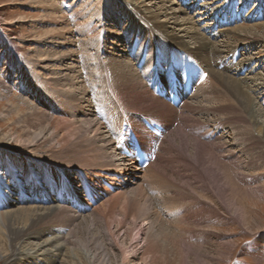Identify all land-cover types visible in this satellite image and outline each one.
I'll list each match as a JSON object with an SVG mask.
<instances>
[{"label": "rangeland", "instance_id": "rangeland-1", "mask_svg": "<svg viewBox=\"0 0 264 264\" xmlns=\"http://www.w3.org/2000/svg\"><path fill=\"white\" fill-rule=\"evenodd\" d=\"M106 1L102 0L99 5L101 22L103 25L105 24L106 29L115 30L114 33H116L118 39L120 37L121 43L118 42L120 50H122L119 55L120 59L131 64V68L138 73L140 81L147 91L154 97L161 99L154 94V89L159 83L158 80L162 78L164 82H167V79H170V71L174 69L180 81L181 77L183 78L185 75H193L184 71L186 66H191L192 72L193 69L198 68L199 73L206 77L209 84L205 87V91H211L213 97L217 99L222 89L213 83L209 77V70L195 62L193 55V58L186 55L180 48L171 44L172 42L165 40L155 31H151L145 26L144 22L137 19L135 21L139 24L138 28H132L133 25L126 20L128 24H125L124 29L118 31L125 23V18L123 19V16H120L122 10L119 11V9L124 8L130 16L133 12L130 7L123 5L121 0H110L109 4ZM148 1L153 0H145V2ZM175 1L179 7L184 9L188 17L194 18L201 27L204 25L218 26L221 30H226L237 26L255 25L264 22V0H252L251 9L262 14V17L257 18L255 23L245 21L246 18L241 15L239 9L241 0ZM45 6L50 9L55 8L56 11L52 14L50 10H45ZM111 6L114 7L113 10L104 12ZM69 9L71 8H67L64 0H0V142L7 143L6 146H3L4 150L2 151L20 156L32 154V152L35 155L47 154L50 150L56 151L57 148L45 146L42 143L37 144L35 148L29 149L26 146L25 148L24 140L19 138L17 140L16 136L24 132H37L47 122L50 123L52 131L57 130L59 137H65L66 132L71 129V126L73 127V125L68 126L66 119L76 115V105L66 100L67 104L62 106L60 102L54 100L55 96L52 91L43 84L45 75L39 67L43 65V63H40L43 58H46L48 59L47 65L50 67L49 71L60 73V75L65 76L69 72L68 68L72 65L78 67V76L83 86H85V90L89 92L87 99L92 111L90 115L99 121L104 130L111 132L117 154L120 153L116 145L121 143V125L127 123L130 126L128 132L135 134L145 147L151 145L150 153H154L147 166L153 163L158 154L161 161L163 160L161 162L163 167L153 174L154 178L151 181L143 180L138 176L142 175L147 166L144 168L139 167L138 164H135V161H132V157H129L130 159L126 157L131 168L126 177L128 182L123 184L125 188L119 190L110 186L107 188L97 186L98 174L101 173L99 168L87 167L86 172L80 170V168L74 169L75 167L70 166L75 170L73 174L77 176L76 186L59 180L57 173L54 174L56 175L55 183L48 185V187L44 186L43 191L53 192L52 195L63 192L61 198L65 206L70 210L77 208L80 215L74 221L52 217L53 220H51L52 218L45 219L39 225L42 228L51 227L54 231H61L63 234L65 240L64 250L62 249L60 256L52 264H122L121 261L123 259L127 260L131 251L135 249L138 250V254L131 262L132 264H264L263 258L260 263H257L254 257L249 256L260 251L264 257V199H260L258 194L251 190L253 187H260L259 191L264 195V155L263 157L256 156L258 168L254 175L260 182L253 184V187L244 188L242 186L244 183L237 181L240 176L237 179L232 174L231 180L233 183L230 184L236 192L232 197H224L220 193V185L217 186L208 175L202 174V178L199 177L196 181L191 180L190 176L195 174L189 171L186 172L181 163H167L165 160L183 159L186 154L183 153L177 142L171 143L170 150L172 152L170 155L164 153L159 144H154L151 133L144 128L143 119L157 124L154 120L160 119L162 121L168 113L166 115L136 113L129 108L126 101L122 102L121 98L117 97L114 93L117 89L112 86L115 85L114 78L108 71L109 63H107L106 68L104 67L106 59L111 57V50H116L112 40L104 39L103 34L99 33L94 40L96 47L93 46V50L89 51L94 57L92 60L94 59L95 63H88L86 60L87 53L80 44L81 35L77 33V27L81 23L80 17H76L75 13ZM107 13L110 14L107 15L109 19L106 18ZM223 13L226 14L223 15ZM62 16L64 17L62 18ZM218 19L224 21L223 25H216ZM66 28H69L68 33L71 34L69 42L64 39L69 36L68 33H65ZM255 34L258 38H255L252 45H238L235 49L237 64L240 60H245L247 64H250L252 71L251 74H248V70L244 71L241 77L246 75L254 77L255 74L264 76V31L262 29L257 30ZM213 40L220 42L224 38L216 36ZM68 54L71 55V58L65 60ZM177 56L178 58H176ZM55 57L59 59L57 58V60ZM184 57H187L188 60H182ZM101 61L103 63L101 67L98 68L96 65L98 68L96 70L99 73L97 71L98 74H93L91 66L96 63L100 64ZM239 67L234 68L235 72L239 70ZM153 71L161 76L156 78L157 82H152ZM100 73L101 75H99ZM98 76L99 78H97ZM93 78L96 80L94 83L97 82L96 84L99 85V92L95 90L96 84L95 87L92 86ZM197 79L198 77L195 80L193 89L198 90L200 84ZM112 89L114 91H111ZM216 90L219 92H216ZM110 97L111 100L109 101ZM257 97L258 104H261L260 107L264 109V86L257 91ZM42 100L53 103L51 105L49 103L44 104ZM192 100L190 97L187 101ZM195 101H200V98L198 97ZM33 105L39 109L36 115L29 114L32 113ZM54 105H58V107H54ZM44 112L46 115L56 118L45 119L41 115ZM178 113L179 111H177L174 121L176 125L179 122L180 115H192L191 112L186 111L184 106L181 107L180 113ZM107 114H109V117ZM111 114H113V118L110 117ZM230 116L235 117L234 115H227L226 117ZM222 120H226V118ZM112 121L118 125V128L112 127ZM173 126L175 127V125ZM236 126L243 129L240 125ZM205 127L202 126L198 129L206 131ZM188 128L186 129L187 132L189 131ZM169 131L161 136V140ZM210 132H218L216 138H213V141H215L223 134L224 128L213 125ZM118 137L119 141H117ZM66 146L68 145H65V148H68ZM263 147L264 144L257 147L258 151L264 152ZM24 149H29L28 153H24ZM67 150L65 149V151ZM68 157L69 160L80 165V161L83 160L81 157H76L75 153L68 155ZM57 161H60V159L52 162L53 165L56 164V167L59 163ZM135 168L136 170H134ZM174 170L181 172L180 175L176 174ZM182 175L188 176V178H183ZM138 186L142 188L143 194L148 198V202L145 203L146 208L143 210L141 207L143 199L141 198L144 195L138 192L139 195L136 194L135 196V193H137L135 188ZM27 194L30 193L27 192ZM137 195L140 196L141 201ZM131 204L133 205L131 206ZM231 204L234 206L230 207ZM136 209H138L139 215ZM144 211L150 225L148 227L145 225L136 245L133 238L137 233V227L133 225L132 218L133 216L134 218L139 216L138 220L142 219ZM237 217L243 219L242 224L234 222ZM28 218L31 217L20 214L15 216L14 219L8 220L4 225H0V256L2 257L0 258V264L3 263V257L10 249L9 237L11 233L26 224ZM151 223H154L153 226L155 227ZM3 232L7 235H4ZM109 233L114 236L115 244L110 239ZM31 242L36 243V241ZM130 245L131 247L128 248ZM124 250H127L126 255L120 254ZM223 254H227V256L222 259ZM219 258L221 259L219 260ZM19 263L36 264L30 258Z\"/></svg>", "mask_w": 264, "mask_h": 264}, {"label": "bare ground", "instance_id": "bare-ground-1", "mask_svg": "<svg viewBox=\"0 0 264 264\" xmlns=\"http://www.w3.org/2000/svg\"><path fill=\"white\" fill-rule=\"evenodd\" d=\"M101 1L102 0H64L67 4V8H71L69 10L75 13L76 17H80L81 23L77 27V33L81 35L80 44L84 47V50L87 53L86 60L88 63H95V61H93L94 59L92 60L94 57H92V54H90L91 52L89 51L93 50L92 47L95 46L94 40L99 33L103 34L102 37L104 39L108 38L109 40H112L116 50H111V57L107 58L106 61L104 60V67L106 68L107 63H109L110 67L108 71L114 78L115 85L112 86H115L114 88L117 89L116 91H114V89L111 91H114L117 97L121 98L122 102L126 101L127 105L133 110V112L149 113L150 115H166L168 113L162 121L160 119H155L154 121H156L157 124L162 125L164 128V132L161 133V136L170 130L169 133H167L162 140L161 136L155 137L151 134V137L154 140V144H159V147L162 148V151L167 155H170L172 152L170 150L172 142H177L183 153L186 155L183 159L172 158L173 160L170 159V161H165L170 164L171 162L172 164L181 163L182 168L186 170V172L189 171L195 174L190 176L191 180L196 181L199 177L202 178V174L208 175V177H211L212 181L214 180L213 182L217 184V186L220 185V193H222L224 197H232L236 193L231 185L233 183L231 180L232 174L236 178L240 176L239 179L237 178V181L243 182L244 185L242 186L246 189L253 187L252 185L257 182H260L259 179H256V175L254 174H256L255 171L258 168L256 156L263 157L264 155L263 151H258L257 149L261 144H264V109L260 107L261 104H258L257 91L264 86V76L255 74L254 77H251L247 75L244 76V74L242 75L244 77H241V74L244 71L248 70V74H251L252 71L250 69V64H247L245 60H240L237 64L235 49L238 45H252L255 38H258L255 36L257 30L262 29L264 31V22L255 25L237 26L226 30H221L218 26L211 27L204 25L201 27L194 18L187 16L184 9L179 7L175 0H153L148 2H145V0H121L123 5L131 8L134 15L131 14L130 16V14H128L129 12L124 8L119 9V11L122 10L120 16H123V19L125 18V23L120 29H118V31L124 29L125 24H128L126 20L133 25L132 28H138L137 26L139 24L136 23V19L144 22L148 29L155 31L165 40L172 42L171 44L180 48L183 53L189 55L191 58H193V55L196 58H193L195 62L209 70V77L213 83L222 89L220 94H218L217 99H215L211 91H205V87L209 83H207L208 80L206 77H203V74L200 73L198 74L199 77L197 79L200 88L198 90L193 89L192 94L186 96L183 102L176 108L173 106L171 107L169 104L165 103L162 98H156L147 91L144 84L141 83L138 73L131 68V64L120 59L121 57H119V55L122 51L118 45V42L121 43L120 37L118 39L116 33H114L115 30H108L106 29L105 24H102L100 17L101 9L99 6ZM106 3L109 4L110 0H107ZM251 4L252 0H241L239 9L240 13H242L241 15L246 18L245 21H253L255 23L257 22V18L262 17V14L251 9ZM45 8L46 11L50 10V13L52 14L56 11L54 10L55 8L50 9L46 6ZM113 8L114 7L111 6V8H108L106 11L104 10V12L113 10ZM107 15L110 14L107 13L106 16ZM63 17L64 16H62V18ZM106 18L109 19L108 16ZM223 23L224 21L222 19H218L216 25H223ZM216 28L217 30H215ZM69 31V28H66V32H63L68 33ZM68 35L69 36L64 38L66 42H69V39H71V34L68 33ZM216 36H219L220 38L223 37L224 40H221L220 42L213 40ZM66 57L65 60H69L71 55L68 54ZM55 58L57 59L58 57ZM176 58H178V56ZM182 60H188V58L184 57ZM47 62L48 59L43 58V61L40 62L43 63V65L40 64L41 66L39 67L44 71L45 75L43 78V84L47 89L52 91L55 96V101L60 102V104L64 106L67 104L66 100H68V102L70 101V103L76 105L77 112L76 115H72L70 119L65 118L67 120L66 122H68V126L73 125V127L71 126V129L66 132L65 137H59L56 129L52 131L50 128L51 125L48 122L45 123V125H42L37 132H24L17 134L16 136L17 140H24V147L26 146L29 149L35 148L37 144L42 143L45 146L57 148L58 150L56 151L50 150L47 154L35 155L32 152V154H23L20 156L2 151L4 150L3 146H6L7 143L0 142V225H4L8 220L14 219L15 216L20 214L29 215V217H31L27 219L26 224L19 229H16V227V230L11 233V236L9 237L10 249H6L8 252L3 257L2 264H17V262L20 264L19 262L28 258L36 264H52L54 260L58 259L62 249L64 250L63 247L65 246V240L61 231H54L51 227L42 228V226H39L41 222L45 221V219L48 220V218L61 217L69 221H74L77 220L80 215L77 208H72L70 210L65 206V203L61 198V193L63 192H57L55 195H52L53 192L43 191L45 189L44 186L48 187V185L55 183L54 180L56 179V175L54 174L57 173V178H59V180L69 182V184L71 183L73 186H76L77 176L73 174V171H75L74 169L80 168V170L87 172V167H94L99 168L101 171V173L98 174L99 181L97 180V186L99 187L107 188L110 186L119 190L125 188V185L123 184L128 182L126 177L131 168L127 163L126 157L128 156L123 151L121 143L116 145L120 151V153H116L111 132L109 133V131L104 130L99 121L90 115V112L92 111L87 99L89 92L85 90V86H83V83L78 76V67L72 65L68 68L69 72L66 74L67 76H64L60 75V73L49 71L50 67L47 65ZM101 64L103 65L102 61L100 64L96 63L91 66L93 68V74L97 73L98 70L96 69L101 67ZM238 66L240 67L239 70H237V73L234 68ZM184 71L191 74V66H186ZM170 72V79L179 81V78L175 73L176 71L172 69ZM99 75H101V73ZM152 75V82H157L156 78L161 77L156 71H153ZM97 78H99V76ZM170 79H167L168 81L164 82L162 78H160L157 85L169 83ZM94 81L96 80L93 78L92 86L95 87L97 85L95 90L99 92V85L96 84L97 82L94 83ZM216 92L219 91L216 90ZM190 97L193 100L187 101ZM198 97L200 98V101L197 102L195 100L198 99ZM110 100L111 97L109 101ZM43 103H49V105H51L53 102L43 101ZM183 106L186 111L188 110L192 115H180L179 122L176 125V123H174L176 113L177 111L180 113L181 107ZM54 107H58V105H54ZM38 110V107L33 105L32 113L29 114L36 115ZM173 113L175 114L171 116ZM41 115L45 119L56 118L46 115L45 112L41 113ZM107 115L109 117V114ZM227 115H234L235 117L230 116L227 118ZM110 117L113 118V114H111ZM224 118H226V120H222ZM40 120L42 121L43 119ZM111 125L113 128H118V125L113 121L111 122ZM127 125L126 129L128 130L130 126ZM173 125H175V127ZM213 125L222 126L224 128L223 134H221V136L215 141H213V138H216L218 132H210ZM236 125H240L243 129L237 128ZM202 126H206L204 128L206 131H200L198 129ZM187 128L189 129L188 132L186 131ZM225 133L226 135H224ZM117 141H119V137L117 138ZM140 143L144 146L142 142ZM65 145H68L66 146L68 148H65ZM29 149H24V153H28ZM65 149L68 150L65 151ZM73 153L76 154V157L83 158V160L80 161L81 165L68 159V155H72ZM153 153L151 154V157H153ZM58 159H60V161H57L59 163L57 164L58 167H56V164H54V166L52 162ZM162 161L157 154L153 163L148 166L146 165L147 169L138 177L143 180L151 181V179L154 178L153 174L163 167L161 165ZM70 166L75 168L72 169ZM134 170H136V168ZM180 173L181 172H176L178 175H180ZM183 178H188V176H183ZM259 189L260 187L251 188L252 191L258 194L260 199H264V195H262V192L259 191ZM135 191L137 192L135 193V196L138 192L143 194L140 186L136 187ZM27 192L30 194L28 195ZM143 195V198H141L143 199V202L141 203L142 210L146 208L145 203L148 202V198L145 194ZM138 197L140 200V196ZM135 202L133 201V204ZM133 204H131V206ZM138 205L140 206V203ZM232 205L233 204L229 206L231 207ZM135 208H137V206H135ZM137 210L138 209H136V212L138 213ZM132 219L133 225L137 227V233L133 238V241L136 244L145 225L148 227L150 222L146 217L145 211L142 215V219L140 218V220H138L139 216L136 218L133 216ZM51 220H53V218ZM235 221L242 224L243 219L237 217L234 222ZM161 230H163L162 227ZM4 235L7 234L4 233ZM163 236L164 235L162 234V237ZM109 237L113 240L114 236L109 233ZM31 241H36V243H32ZM114 242L115 241L113 240V243ZM130 247L131 245L128 246V248ZM125 252H127V250L121 251L120 254L126 255ZM259 252L260 251L253 254L249 253V256L254 257V260L257 263H260L262 258L264 259L261 252ZM137 254V249L131 251L130 257L127 260L123 259L121 261L122 264H132L131 262L134 261L133 259H135ZM225 256H227V254H223L221 256L222 259ZM0 258L2 257L0 256ZM220 259L221 258H219V260Z\"/></svg>", "mask_w": 264, "mask_h": 264}]
</instances>
